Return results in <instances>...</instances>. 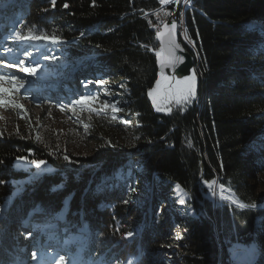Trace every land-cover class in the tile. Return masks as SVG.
Here are the masks:
<instances>
[{
	"label": "trees",
	"instance_id": "trees-1",
	"mask_svg": "<svg viewBox=\"0 0 264 264\" xmlns=\"http://www.w3.org/2000/svg\"><path fill=\"white\" fill-rule=\"evenodd\" d=\"M14 1L24 13L1 51L36 68L26 78L44 101L36 116L20 103L22 85L0 79L11 117L0 121V264L24 263L15 232L27 222L31 257L47 245L51 264H229L237 249L264 264V208H213L200 189L218 180L240 202L264 205L251 185L264 178V0ZM176 9L196 99L158 113L150 18ZM29 31L57 42L20 38ZM83 98L95 102L75 103ZM89 144L88 155L74 152ZM32 159L46 161L34 182L24 169ZM220 196L217 205H240Z\"/></svg>",
	"mask_w": 264,
	"mask_h": 264
},
{
	"label": "rangeland",
	"instance_id": "rangeland-1",
	"mask_svg": "<svg viewBox=\"0 0 264 264\" xmlns=\"http://www.w3.org/2000/svg\"><path fill=\"white\" fill-rule=\"evenodd\" d=\"M22 2V1H21ZM169 3L166 4H162V6H166ZM188 4L187 0H179L178 6L181 7H186ZM23 3H17L14 0H10L8 1V3L5 4H0V40L2 38L3 35H5L6 33L9 32V30L12 29V27H14L17 19L19 17H21V15L23 16ZM171 14L170 11L168 10H161L159 12H157L156 14H154L151 18H150V27L152 28H158L161 24H163L164 22H166L167 18L169 17V15ZM183 34V33H182ZM184 35V34H183ZM2 48L0 47V77H2L5 74H10L12 75V77H16V83L19 82L20 87L19 88V96L21 99V104L22 106L25 107V109L33 112L36 116L40 114L41 109H40V104H35L38 102H35V100H39L41 102L44 101V99H42L44 97V92L41 91H37V97L35 94V92H31V90H29L30 88V82L29 80H27V78H31L28 73L22 71V69L24 68L23 65H21V63L14 59V58H8L4 56V54H2L3 52L1 51ZM72 76H70L71 78V84H68V88H75L76 87V82H75V78L73 77V74H71ZM27 77V78H26ZM193 77V76H191ZM189 77V78H191ZM1 79V78H0ZM26 79V80H25ZM185 79L182 80H168L165 76H161L159 78V81H161L160 87L159 89H157V85L156 87H154L155 91L153 92V95L156 96V103L153 104V99L151 97V101L153 106L155 107V109L157 110V107L160 108L159 112L162 113H169L172 112L173 110H179V109H185V107L190 103H184L183 101L178 102L177 98H166V93L168 91L169 88L175 89L177 87H182L183 86V82ZM1 82V81H0ZM30 84V85H29ZM195 89H196V82H195ZM74 89H72L71 91H73ZM71 91H58L60 93H62L63 97H67V95L65 94V92H70ZM74 93V91H73ZM192 102V101H191ZM40 103V102H39ZM52 116L51 119L54 120L53 122H64L67 123V120L65 116L60 115V114H51ZM11 119L10 115L8 112L5 111L4 108L0 107V121L2 120H8ZM68 119V118H67ZM57 128H63V124H56ZM91 144H89L88 146L84 145V146H79L77 147L74 152L76 154H80L81 156H85L88 155L90 150H91ZM14 167L16 169H20L21 168V164L20 161H16L14 164ZM24 169H26V172H29L30 177L33 179L32 181H36L39 178V174L41 173V171L43 170V167L41 165L40 168H37L35 165H27ZM215 181V180H214ZM253 189H257L258 193L260 194H264V178H260L257 181H252L251 183ZM222 185H218L217 182H203L200 185V189H201V196L203 198H205L206 200H208V202H210V206L211 207H233L231 205H229L228 203H225L224 205H217L215 204V202H217L216 199H220L221 196L220 194H222V190L221 189ZM226 188V187H225ZM228 190V189H227ZM223 195V194H222ZM224 199V198H223ZM236 202L238 203V201L236 200ZM239 204V203H238ZM241 205V204H240ZM262 209V208H259ZM35 221V220H34ZM25 223V221H24ZM28 224V223H27ZM27 226V227H26ZM23 226L22 228L17 229V232H15V234L17 235V238H20V243L22 244L23 247H27L28 250H26L25 254H23V256H25V260L24 263L21 264H50V262H47V255H48V250L46 247H43V252H42V256L40 259V262L36 261V259L33 260V258L31 257V253L30 250H32V246L29 247L27 244H25V241H27L26 236L27 234L30 232L29 228L30 225H26ZM248 252V251H247ZM249 254L252 255H256V253H250ZM34 257V256H33ZM17 259V258H16ZM19 260V259H18ZM33 260V261H32ZM20 264V263H19ZM232 264V263H230Z\"/></svg>",
	"mask_w": 264,
	"mask_h": 264
},
{
	"label": "water",
	"instance_id": "water-1",
	"mask_svg": "<svg viewBox=\"0 0 264 264\" xmlns=\"http://www.w3.org/2000/svg\"><path fill=\"white\" fill-rule=\"evenodd\" d=\"M159 4L162 5V3L159 0ZM187 5L186 7H188ZM22 16V15H21ZM181 14L180 10L176 9L174 10L169 17L167 18L166 22L161 24L158 28L154 29L155 32L157 33V42L159 44V49L157 52H160V57L157 56V52H152L153 55L156 57V68L158 70V74L161 75L163 73V76H165L168 80H182L185 78H189L192 76L194 67H195V57L193 54H191L183 45L181 44ZM175 22L176 23V28L175 30H172L171 32V39L174 40L175 44L178 45L177 48H175V55L177 57H181L182 59L177 61L174 65L171 66H165L163 69L161 68V62L160 58L163 57L164 55L167 54L168 49H169V36L168 32L171 29V24ZM167 25V27H166ZM184 31V30H183ZM217 181V184L219 185V181ZM237 199V196H236ZM241 205H238L239 207L245 208V209H259L254 206H249L246 205L245 203L241 202ZM264 207V205L260 206ZM243 249H237L234 250L231 254H239V252ZM245 250V249H244ZM251 253V252H250ZM254 254L256 253L258 257V252H253ZM230 254V257L228 259L229 264L231 262L232 255ZM253 264V263H252Z\"/></svg>",
	"mask_w": 264,
	"mask_h": 264
},
{
	"label": "snow or ice",
	"instance_id": "snow-or-ice-1",
	"mask_svg": "<svg viewBox=\"0 0 264 264\" xmlns=\"http://www.w3.org/2000/svg\"><path fill=\"white\" fill-rule=\"evenodd\" d=\"M52 2L54 3L55 0H52ZM160 2L162 4H166V3H169V2L179 3V0H160ZM65 7H67V5H65ZM166 27H167V25H166ZM175 28H176V23L173 22L171 24V29L168 32V36H169V49H168V52H167L166 55H164L163 57L160 58L161 68L162 69L165 66L174 65L177 61L182 59L181 57H177L175 55V48H177L178 45H176L174 40L171 39V32H172V30H175ZM17 35H19V33H17ZM20 38L21 39H26V40L51 39L53 43L57 42V37H55V36L49 37V36L43 35V34L35 35L31 31H29L28 35L21 36ZM157 56L160 57V52H157ZM20 63H23V61H21ZM22 71L34 75L35 72H36V68L35 67H24L22 69ZM161 75L163 76V73H161ZM0 78H2V77H0ZM16 79H17L16 77H12L10 79V83L14 82ZM156 83H157V89H159L161 81H157ZM153 91H155V90H153ZM148 94H149V96L152 97L153 104H155L156 103V96L153 95L152 91H150ZM166 98H177L178 102L183 101L184 103H189L191 101H194L196 99L195 76H193L191 78H185L182 87H177L175 89L169 88L167 93H166ZM10 102L11 101H9V103ZM85 102H87L89 104L94 103L95 102V98H83L81 100L75 101V103H85ZM13 106L17 107V108H21L22 107L21 105H13ZM104 106L108 107L107 104H105ZM61 110H63V108H61ZM113 111H119V109L113 107ZM157 111H160L159 107H157ZM113 119H115V117H113ZM18 159H20V158H18ZM64 159L68 160L69 157L65 155ZM29 163L32 164V165H35L37 168H40L41 165H45L46 164V161H43V160L37 161L35 159H32V160L29 161ZM131 191H134V189L133 188H129V192H131ZM125 202H127V201H125ZM180 203H184V201L181 200ZM131 235H132L131 232L125 234L126 237L131 236ZM177 238L178 239L180 238L179 234L177 235ZM33 255H35V254H33Z\"/></svg>",
	"mask_w": 264,
	"mask_h": 264
},
{
	"label": "bare ground",
	"instance_id": "bare-ground-1",
	"mask_svg": "<svg viewBox=\"0 0 264 264\" xmlns=\"http://www.w3.org/2000/svg\"><path fill=\"white\" fill-rule=\"evenodd\" d=\"M216 181V180H215ZM217 182V181H216ZM219 184H220V182H219ZM222 187V186H221ZM228 188H225V187H222L221 189H219V190H222L221 192H222V194L227 198V196L228 197H232V198H234L235 200H237L238 201V203L239 204H242L241 202H240V200H239V198L237 197V199H236V195L232 192V191H230V190H227ZM228 200V199H227ZM229 204V203H228ZM229 205H233V204H229ZM234 207H237L238 205H233ZM242 206V205H241ZM239 207V206H238ZM232 255V260H231V262L230 263H232V264H252V263H254L255 261H256V256H257V254L256 255H252V254H249L248 252H247V250H241L240 252H239V254H236V253H234V254H231Z\"/></svg>",
	"mask_w": 264,
	"mask_h": 264
},
{
	"label": "built area",
	"instance_id": "built-area-1",
	"mask_svg": "<svg viewBox=\"0 0 264 264\" xmlns=\"http://www.w3.org/2000/svg\"><path fill=\"white\" fill-rule=\"evenodd\" d=\"M187 5H190V3L188 2V4ZM182 20V19H181ZM180 27H181V33H184V31H183V22L181 21V25H180ZM152 28V27H151ZM152 29H155V28H152ZM181 39L183 40V34H182V36H181Z\"/></svg>",
	"mask_w": 264,
	"mask_h": 264
}]
</instances>
